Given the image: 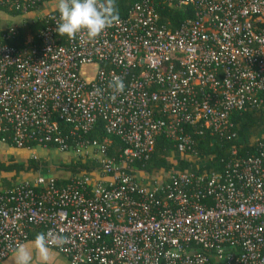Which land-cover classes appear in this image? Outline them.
I'll return each instance as SVG.
<instances>
[{"label": "built area", "instance_id": "2783aa9c", "mask_svg": "<svg viewBox=\"0 0 264 264\" xmlns=\"http://www.w3.org/2000/svg\"><path fill=\"white\" fill-rule=\"evenodd\" d=\"M41 2L0 0L44 25L39 46L27 37L18 48L2 42L21 22L0 29V134L15 148L52 146L87 171L0 190V262L44 232L68 264H264V136L245 131L250 154L205 176L191 138L222 137L233 113L264 115V0H176L192 17L173 31L139 0L95 42L62 44L57 7ZM116 78L122 93L108 86ZM97 122L105 136L86 139ZM159 138L185 167L137 174L132 162Z\"/></svg>", "mask_w": 264, "mask_h": 264}, {"label": "trees", "instance_id": "16d2710c", "mask_svg": "<svg viewBox=\"0 0 264 264\" xmlns=\"http://www.w3.org/2000/svg\"><path fill=\"white\" fill-rule=\"evenodd\" d=\"M139 0H116V4L119 11V17H122L128 8L134 2ZM48 3L50 0H42L41 3ZM153 5L154 13L157 16V25L164 29L173 31L179 24L192 17V10L189 6L180 7L176 0H150ZM0 14L5 15L7 18L16 19L21 18L18 27H15L16 35L12 39L3 40V44L10 47H22L29 37L30 43L39 46V33L43 28L42 21L31 22L23 18L22 14L18 10H7L6 6L0 5ZM22 16V17H20ZM5 28V27H4ZM58 44L63 43V37L58 36ZM264 102V94L260 96ZM230 128L227 132L219 137L216 134L210 133L204 130L199 136L192 135V151L195 152V157L199 159L205 158V162L202 163V167L197 170L198 174L203 176L215 171H223L226 163L244 158L250 154V150L243 147L244 141L243 134L246 130L253 127H258L264 124V115L260 110H246L240 113H233L230 118ZM59 131L61 135L67 136V127L59 123ZM105 136L102 129V122H97L93 131L85 136L88 140L100 141ZM0 138H4V144L11 146L10 134L6 132L0 134ZM35 145L25 144L21 149H32ZM15 148V147H13ZM46 150H53L52 146H46ZM119 145L108 150L111 157H117ZM172 149V143L165 141L163 138L156 140L153 151L148 155L146 160L133 161L131 166L135 167L137 174L147 175L154 169H162L168 171L172 168L173 171L182 170L185 167L184 162L179 161L178 164L170 160V151ZM231 151H235V155L231 154ZM41 160L28 159L20 163H0V171L4 173H12L17 176L19 173H36L40 167ZM59 167L62 169L63 174L68 178H74L79 172H86L87 168L84 167L77 160H67L65 163H60ZM64 179L62 182H65ZM59 184V182H56ZM35 235L32 234L28 237L26 242L32 243ZM25 242V243H26Z\"/></svg>", "mask_w": 264, "mask_h": 264}, {"label": "clouds", "instance_id": "9594fccd", "mask_svg": "<svg viewBox=\"0 0 264 264\" xmlns=\"http://www.w3.org/2000/svg\"><path fill=\"white\" fill-rule=\"evenodd\" d=\"M55 31L61 37L67 36L74 40L80 34L87 38V42H95L108 28L119 23V11L116 0H58ZM115 92L124 90L123 80L116 78L108 85ZM58 245L66 242V237L57 234L53 237ZM33 252L41 264H48L50 260V240L46 233L39 232L32 241V249L23 243L13 249L14 264H33Z\"/></svg>", "mask_w": 264, "mask_h": 264}, {"label": "crops", "instance_id": "0c3cea01", "mask_svg": "<svg viewBox=\"0 0 264 264\" xmlns=\"http://www.w3.org/2000/svg\"><path fill=\"white\" fill-rule=\"evenodd\" d=\"M0 20V29L6 26V23ZM50 151L41 147H34L32 149H21L13 148L5 144H0V163H20L28 159L41 160L40 167L36 173H19L14 177L12 173H4L0 171V190L9 189L12 185L22 182V181H33L36 177H43L45 179L49 178H60L62 177L63 171L59 167L60 163H65L68 159L67 156L59 154L55 150H52L53 154L47 156ZM51 158V159H50ZM44 169V170H43ZM43 171L42 176L40 171ZM24 245L32 249V243L26 242ZM0 264H14L13 254L7 257L5 260L1 261ZM33 264H41L39 258L33 252ZM48 264H68V262L60 255L50 251V260Z\"/></svg>", "mask_w": 264, "mask_h": 264}, {"label": "rangeland", "instance_id": "374dc122", "mask_svg": "<svg viewBox=\"0 0 264 264\" xmlns=\"http://www.w3.org/2000/svg\"><path fill=\"white\" fill-rule=\"evenodd\" d=\"M57 2H58V0H50L49 4L45 5V6H47L45 8H48V7L55 8V6H57ZM46 10H49V9H44V7H42V11L45 12ZM0 20H3L2 22L6 23V26H8L11 22L12 23H19L21 18L11 19V18H7L5 15L3 16L2 14H0ZM26 20H29V17H26ZM246 135H247V139L249 141H252L256 137L264 136V126H261L259 128H256V127L250 128L249 130H246ZM51 151L49 152V154H47V156L48 155L51 156L53 154V152H51ZM40 172H41L42 176H47V175H44L42 170Z\"/></svg>", "mask_w": 264, "mask_h": 264}]
</instances>
